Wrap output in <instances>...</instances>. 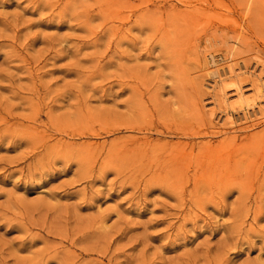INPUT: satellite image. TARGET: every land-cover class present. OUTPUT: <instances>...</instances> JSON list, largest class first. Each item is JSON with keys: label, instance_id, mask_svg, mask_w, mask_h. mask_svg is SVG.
<instances>
[{"label": "rangeland", "instance_id": "obj_1", "mask_svg": "<svg viewBox=\"0 0 264 264\" xmlns=\"http://www.w3.org/2000/svg\"><path fill=\"white\" fill-rule=\"evenodd\" d=\"M0 264H264V0H0Z\"/></svg>", "mask_w": 264, "mask_h": 264}]
</instances>
